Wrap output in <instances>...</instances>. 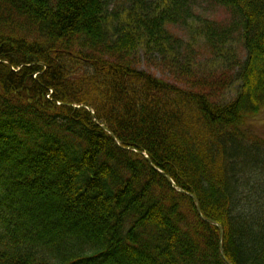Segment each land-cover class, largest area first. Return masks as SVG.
Segmentation results:
<instances>
[{"label": "trees", "instance_id": "obj_1", "mask_svg": "<svg viewBox=\"0 0 264 264\" xmlns=\"http://www.w3.org/2000/svg\"><path fill=\"white\" fill-rule=\"evenodd\" d=\"M211 1L0 0V264H264V0Z\"/></svg>", "mask_w": 264, "mask_h": 264}, {"label": "rangeland", "instance_id": "obj_2", "mask_svg": "<svg viewBox=\"0 0 264 264\" xmlns=\"http://www.w3.org/2000/svg\"><path fill=\"white\" fill-rule=\"evenodd\" d=\"M198 4L197 10L200 15L210 18L211 20L226 23V25L230 24V15H228L222 7L213 5L211 0H198ZM173 32L182 39L189 40L191 38L190 32L186 28H174ZM157 63H159V60H157ZM140 68L148 71L159 79L177 84L174 77L168 71L159 67L156 63L151 65L148 59L141 62ZM248 123V130L250 133L264 141V110L255 117L250 118Z\"/></svg>", "mask_w": 264, "mask_h": 264}, {"label": "bare ground", "instance_id": "obj_3", "mask_svg": "<svg viewBox=\"0 0 264 264\" xmlns=\"http://www.w3.org/2000/svg\"><path fill=\"white\" fill-rule=\"evenodd\" d=\"M112 7L116 9V7H115L114 4L112 5ZM177 28H181V27L178 26ZM183 40H185L186 42L189 41L187 39H183ZM69 58H71V55L69 57L62 58L61 63L60 64H56L57 69L59 70V69H62L63 67L65 69V66H68L67 61H68ZM85 65H86V62H84V61H77L75 64H72L70 66H72L74 69H77L78 68L80 70ZM20 68L18 70H20ZM195 70L196 71L198 70L197 65L195 67ZM36 77H37V75H35V78ZM94 79H96V76H94ZM66 86H67V89L66 88L65 89L68 92L74 91V90H78V89L81 88L80 83H76V82H69V83L66 84ZM52 91L53 90H51L50 93L48 92L49 94L48 93L46 94V96L48 97L47 99L49 101L55 100V98L53 99V97H52V95H53V92ZM70 93H72V92H70ZM56 104L58 106H61V107L65 108L66 113H68V110H70V109L75 110V109L84 108V109L89 110V111L92 110L89 106H85V105L76 106V105H73V104H70V103H66V102L64 103V102H60V101H56ZM108 114L109 113H106V115H108ZM92 115H93V122H94V124H95L96 127L103 128V130H105V131H109L108 128L105 125H103V122L101 120H99L97 117H95V114H92ZM248 125H249V123H248ZM248 125H247V127H248ZM248 129H249V127H248ZM112 136L115 137L113 134H112ZM137 153H139L142 156H144V158L148 161V163L150 164V166L152 167V169L158 170L156 168V166L153 164V162L150 160V158L145 153H142V152H139V151H137ZM168 179L172 182L173 185L175 184L170 177H168ZM43 187L44 188H48V185L45 183L43 185ZM247 189L249 190V192L250 191L252 192V193H249L252 197L254 196L255 192L257 191L256 187H254V185L251 184V183H249V182H247ZM70 198L73 201H77V199H78V197H75L73 195H70ZM238 206L240 207V204H236V207H238ZM198 211L200 213V216L203 218L204 216L202 215L200 209ZM24 213H25V218L27 219V217H28L29 214L26 213L25 211H24ZM33 219L34 218L32 216H30V220H33ZM76 221H79V220L78 219H75L70 214H65L64 213L62 215H58L57 220L55 222H56V225L59 228H62V229H71L73 227L74 223H76ZM217 226L219 227V229L222 228L221 225H217ZM222 231H223V228H222ZM220 233H221V229H220ZM222 237H223V233H221V237H220V251H221V254H222L223 258H225V256H224V250H223V245H222ZM228 264H231V263L228 262Z\"/></svg>", "mask_w": 264, "mask_h": 264}, {"label": "water", "instance_id": "obj_4", "mask_svg": "<svg viewBox=\"0 0 264 264\" xmlns=\"http://www.w3.org/2000/svg\"><path fill=\"white\" fill-rule=\"evenodd\" d=\"M180 191L183 192V190H180ZM191 197L194 198L192 195H191ZM220 229H221V233H223L222 228H220Z\"/></svg>", "mask_w": 264, "mask_h": 264}]
</instances>
